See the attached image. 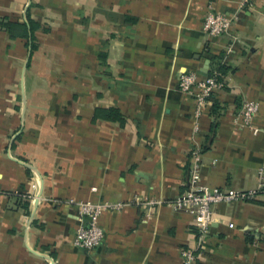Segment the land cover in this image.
<instances>
[{"label": "crops", "instance_id": "crops-1", "mask_svg": "<svg viewBox=\"0 0 264 264\" xmlns=\"http://www.w3.org/2000/svg\"><path fill=\"white\" fill-rule=\"evenodd\" d=\"M208 1L0 0V264H181L193 215L154 201L186 189L195 140L202 184L257 185L264 0L216 37L202 30ZM213 1L224 13L239 2ZM220 66L224 87L194 138L179 75ZM245 100L259 104L256 134L233 122ZM71 199L124 203L101 216L98 247L72 244ZM199 264H264V194L214 206Z\"/></svg>", "mask_w": 264, "mask_h": 264}, {"label": "built area", "instance_id": "built-area-1", "mask_svg": "<svg viewBox=\"0 0 264 264\" xmlns=\"http://www.w3.org/2000/svg\"><path fill=\"white\" fill-rule=\"evenodd\" d=\"M246 6H252L251 0H239L237 8L230 13L216 9L213 0L206 5L202 21V30L208 37L231 34L240 18L239 12ZM235 38V36H234ZM231 48L227 49V52ZM225 79L216 69L207 75H200L196 70L182 71L178 79V88L193 102L192 118L194 138L200 132V119L208 112L213 104V95L224 87ZM259 110L255 100H245L240 109L234 114L233 122L240 128H247L256 134L259 128L254 125V118ZM204 144L195 140L189 149L188 181L186 189L173 199L154 201L166 204L174 210H183L193 215V224L197 229V239L194 247L180 249L181 264H199L204 250L209 230L213 222L214 206L218 203L234 201H249L259 194H264V167H259V181L249 189L207 187L201 183L200 169ZM36 183H32L34 188ZM38 197V196H37ZM35 198V200L37 199ZM76 204L79 224L75 229L72 244L82 250H91L98 247L104 239V230L101 226V216L107 211L119 210L124 206L121 202L69 200ZM152 202V201H151ZM150 202V203H151Z\"/></svg>", "mask_w": 264, "mask_h": 264}, {"label": "trees", "instance_id": "trees-1", "mask_svg": "<svg viewBox=\"0 0 264 264\" xmlns=\"http://www.w3.org/2000/svg\"><path fill=\"white\" fill-rule=\"evenodd\" d=\"M216 70H218L219 72H220V74H224V70L222 69V67L220 66L219 68H215ZM212 71V70H211ZM211 71L209 72V73H211ZM208 73V74H209ZM212 99H213V97H212ZM214 100V99H213ZM212 106L214 107L215 106V103H214V101H213V104H212Z\"/></svg>", "mask_w": 264, "mask_h": 264}, {"label": "water", "instance_id": "water-1", "mask_svg": "<svg viewBox=\"0 0 264 264\" xmlns=\"http://www.w3.org/2000/svg\"><path fill=\"white\" fill-rule=\"evenodd\" d=\"M38 200V197H37V199L35 200V202Z\"/></svg>", "mask_w": 264, "mask_h": 264}]
</instances>
